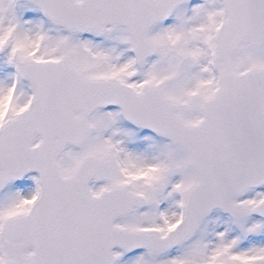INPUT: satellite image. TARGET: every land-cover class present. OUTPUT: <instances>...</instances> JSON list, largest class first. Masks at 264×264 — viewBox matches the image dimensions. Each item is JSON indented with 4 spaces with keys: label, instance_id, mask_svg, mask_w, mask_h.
I'll return each mask as SVG.
<instances>
[{
    "label": "snow or ice",
    "instance_id": "6c2138e0",
    "mask_svg": "<svg viewBox=\"0 0 264 264\" xmlns=\"http://www.w3.org/2000/svg\"><path fill=\"white\" fill-rule=\"evenodd\" d=\"M0 264H264V0H0Z\"/></svg>",
    "mask_w": 264,
    "mask_h": 264
}]
</instances>
